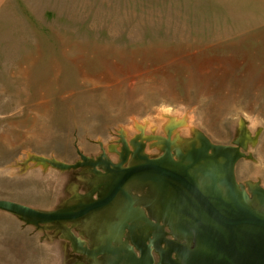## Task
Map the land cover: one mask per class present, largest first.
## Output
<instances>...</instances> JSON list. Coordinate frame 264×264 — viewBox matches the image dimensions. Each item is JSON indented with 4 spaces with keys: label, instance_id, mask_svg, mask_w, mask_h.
Instances as JSON below:
<instances>
[{
    "label": "rangeland",
    "instance_id": "1",
    "mask_svg": "<svg viewBox=\"0 0 264 264\" xmlns=\"http://www.w3.org/2000/svg\"><path fill=\"white\" fill-rule=\"evenodd\" d=\"M168 117L217 144L243 124L256 142L235 178L264 187V0H0V199L55 209L84 188L77 170L24 168L26 154L73 163ZM9 221L41 234L0 210Z\"/></svg>",
    "mask_w": 264,
    "mask_h": 264
},
{
    "label": "water",
    "instance_id": "2",
    "mask_svg": "<svg viewBox=\"0 0 264 264\" xmlns=\"http://www.w3.org/2000/svg\"><path fill=\"white\" fill-rule=\"evenodd\" d=\"M168 118L164 135L122 140L117 163L104 153L94 158L77 148L73 163L26 154L19 162L24 168L81 169L101 182L76 203L57 209L0 199V210L42 232H59L88 264H264V187L258 181L239 183L234 173L238 160L251 159L246 150L256 137L241 124L231 144L213 143L199 130L182 139L172 133L184 118ZM142 141L161 154L149 157ZM130 183L150 189L143 206L152 219L133 205L126 190Z\"/></svg>",
    "mask_w": 264,
    "mask_h": 264
},
{
    "label": "crops",
    "instance_id": "3",
    "mask_svg": "<svg viewBox=\"0 0 264 264\" xmlns=\"http://www.w3.org/2000/svg\"><path fill=\"white\" fill-rule=\"evenodd\" d=\"M11 225V221L0 224V264H88L59 235L41 231L33 240L26 234H12ZM29 251L34 253L32 262L28 261Z\"/></svg>",
    "mask_w": 264,
    "mask_h": 264
},
{
    "label": "flooded vegetation",
    "instance_id": "4",
    "mask_svg": "<svg viewBox=\"0 0 264 264\" xmlns=\"http://www.w3.org/2000/svg\"><path fill=\"white\" fill-rule=\"evenodd\" d=\"M147 134H150V133H147V132H144V131L142 133H140V132L137 131L136 133L132 134L130 137H126L124 135V133H122V131L121 132L119 131L117 133L116 138L114 139L113 142H110V143L105 144V145L99 143L98 144L99 152L97 154L89 155V156L96 158L97 156H99L102 153H104L105 156H107V158L112 163H117V162H119V155L118 154L119 153H123V151H122V146H123L122 140H125L126 142H128L135 135L144 136V135H147ZM159 135H164V134L162 133V134H159ZM138 141H139V139H138ZM142 142L144 144V151H145L146 147H149V142H146V141H142ZM128 148H129L130 151H133V148L129 144H128ZM159 154H161V152H159L156 155H151V154L147 153V155L149 157H156ZM128 159H130V155L128 156ZM74 177H75V180L78 183H80L81 185H83L84 188L82 190H76L75 188H73V190L70 191L69 195L66 197V203H68V202L69 203H76L78 201L77 199L79 198L80 195L81 196L85 195L86 193H88L89 191H91L94 188L95 182H101L100 179H98V178H96V177H94L92 175L83 174L80 169H77V174H75ZM75 186H77V185H75ZM135 188H138L139 190H135ZM126 190H128L129 193L132 196L131 199H132L133 205L139 204L140 207L144 210L145 215L148 218H151L148 210L145 208V206H143L144 203L147 204V199L150 198V194H149V190L150 189L148 187L142 188L140 186H137L136 183H130V184L127 185ZM92 196H93V198H95L97 196V193L96 192L93 193ZM120 201L122 203L124 202L121 199H120ZM63 205L64 204L58 206L57 208H60ZM57 208H55V209H57ZM47 232L54 233L55 235H60V233L56 232L55 230H50V231H47ZM153 254H154V258L156 260L157 259V255L155 253H153ZM80 256L82 257V255H80Z\"/></svg>",
    "mask_w": 264,
    "mask_h": 264
},
{
    "label": "bare ground",
    "instance_id": "5",
    "mask_svg": "<svg viewBox=\"0 0 264 264\" xmlns=\"http://www.w3.org/2000/svg\"><path fill=\"white\" fill-rule=\"evenodd\" d=\"M172 121V120H171Z\"/></svg>",
    "mask_w": 264,
    "mask_h": 264
}]
</instances>
